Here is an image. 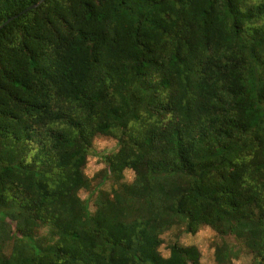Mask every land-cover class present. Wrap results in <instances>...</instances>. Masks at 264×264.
I'll return each mask as SVG.
<instances>
[{
  "label": "trees",
  "instance_id": "trees-1",
  "mask_svg": "<svg viewBox=\"0 0 264 264\" xmlns=\"http://www.w3.org/2000/svg\"><path fill=\"white\" fill-rule=\"evenodd\" d=\"M38 1L0 0V264H203L159 250L202 226L264 264V0Z\"/></svg>",
  "mask_w": 264,
  "mask_h": 264
},
{
  "label": "rangeland",
  "instance_id": "rangeland-1",
  "mask_svg": "<svg viewBox=\"0 0 264 264\" xmlns=\"http://www.w3.org/2000/svg\"><path fill=\"white\" fill-rule=\"evenodd\" d=\"M119 146L117 145L116 139L109 137H96L93 140V147L90 150L85 166L83 167V174L91 180L92 185H96L100 182L103 167L105 163L101 159V155L114 154L118 151ZM124 182H130L134 178V170L130 167L124 168L123 170ZM109 183L106 182L103 185V189H108ZM82 197H86L88 192L85 190L80 191ZM177 230L166 231L161 238L163 239L162 244L159 247L160 252L163 256H168L170 250L168 249V244L172 241H178L183 245H194L200 252V261L203 264H215L214 262V247L220 241L218 234L211 229L209 226H202L194 234H177ZM178 236V237H177ZM231 243H236L234 237H229ZM232 264H248V257H239L232 260Z\"/></svg>",
  "mask_w": 264,
  "mask_h": 264
},
{
  "label": "water",
  "instance_id": "water-1",
  "mask_svg": "<svg viewBox=\"0 0 264 264\" xmlns=\"http://www.w3.org/2000/svg\"><path fill=\"white\" fill-rule=\"evenodd\" d=\"M44 0H39L37 3H35V4H32V5H30V6H28L27 8H25L23 11H21L20 13H22V12H24V11H26V10H29V9H31V8H34V7H36L37 5H39L41 2H43ZM16 15H14V16H11L10 18H8L3 24H6L7 22H9L13 17H15ZM0 28H1V26H0Z\"/></svg>",
  "mask_w": 264,
  "mask_h": 264
}]
</instances>
